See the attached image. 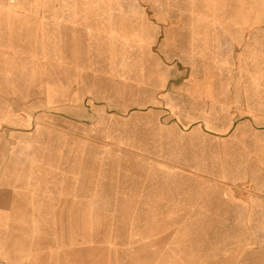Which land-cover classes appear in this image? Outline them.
Returning a JSON list of instances; mask_svg holds the SVG:
<instances>
[{
	"label": "rangeland",
	"instance_id": "374dc122",
	"mask_svg": "<svg viewBox=\"0 0 264 264\" xmlns=\"http://www.w3.org/2000/svg\"><path fill=\"white\" fill-rule=\"evenodd\" d=\"M82 1L0 0V258L264 264V0Z\"/></svg>",
	"mask_w": 264,
	"mask_h": 264
},
{
	"label": "crops",
	"instance_id": "0c3cea01",
	"mask_svg": "<svg viewBox=\"0 0 264 264\" xmlns=\"http://www.w3.org/2000/svg\"><path fill=\"white\" fill-rule=\"evenodd\" d=\"M11 167L8 166L4 169L5 174L7 169H10ZM18 204H10L11 202L0 200V236H3L4 234L7 235V233H11L12 237H17L18 234V227L13 225V222L20 221V218L23 216L21 215L23 210L22 208L25 206L23 204V201H17ZM47 207L49 209H46L43 211V216L46 217L44 221L53 222L55 221V204H50ZM52 207V208H51ZM19 208V209H15ZM19 212L18 214H16ZM63 211L58 210L57 213H60ZM62 216V215H61ZM53 218V219H52ZM44 231L47 233V235L43 237H55V227L52 226H46V229ZM11 245V244H8ZM11 258L13 257L12 252H7Z\"/></svg>",
	"mask_w": 264,
	"mask_h": 264
},
{
	"label": "bare ground",
	"instance_id": "6f19581e",
	"mask_svg": "<svg viewBox=\"0 0 264 264\" xmlns=\"http://www.w3.org/2000/svg\"><path fill=\"white\" fill-rule=\"evenodd\" d=\"M82 3L86 4V0H83ZM80 3L76 2L68 6V10L74 14H80L82 15L83 19L84 16H87L88 14V6L79 7ZM9 26L8 19L6 17H0V39H5L8 37L6 36L5 27Z\"/></svg>",
	"mask_w": 264,
	"mask_h": 264
},
{
	"label": "built area",
	"instance_id": "2783aa9c",
	"mask_svg": "<svg viewBox=\"0 0 264 264\" xmlns=\"http://www.w3.org/2000/svg\"><path fill=\"white\" fill-rule=\"evenodd\" d=\"M0 264H10V263L5 259L0 258Z\"/></svg>",
	"mask_w": 264,
	"mask_h": 264
}]
</instances>
